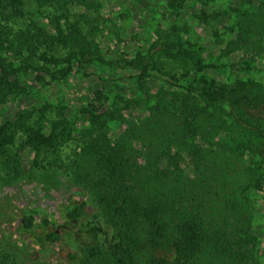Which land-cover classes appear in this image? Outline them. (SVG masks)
<instances>
[{
	"label": "rangeland",
	"instance_id": "rangeland-1",
	"mask_svg": "<svg viewBox=\"0 0 264 264\" xmlns=\"http://www.w3.org/2000/svg\"><path fill=\"white\" fill-rule=\"evenodd\" d=\"M24 1L23 17L0 7V264H114L102 245L64 224V208L86 196L93 200L92 214L110 219L133 260L145 264L141 223L126 202L131 193L116 184L124 176L120 169L141 161L126 124L147 117L145 109L161 89L199 98L182 88L197 73L222 83L241 76L254 91L264 87V4ZM82 54L88 62L60 73L64 61ZM255 202L264 264L263 190ZM29 206L51 211L62 234L48 258L18 230V215Z\"/></svg>",
	"mask_w": 264,
	"mask_h": 264
},
{
	"label": "trees",
	"instance_id": "trees-1",
	"mask_svg": "<svg viewBox=\"0 0 264 264\" xmlns=\"http://www.w3.org/2000/svg\"><path fill=\"white\" fill-rule=\"evenodd\" d=\"M0 7L23 17L26 4L0 0ZM85 57H70L60 73L68 75L88 62ZM49 60L61 63L57 57ZM182 86L199 98L161 89L145 109L149 115L126 124L134 132L141 161L134 169H120L124 176L116 184L121 192L131 193L126 202L141 223L145 264H260L254 225L257 191H264V87L254 91L241 76L222 83L203 73ZM221 103L223 111L218 109ZM165 121L167 129L159 124ZM118 165L121 168V162ZM93 208L88 196L66 206L65 226L102 245L114 264H138L123 244L126 237L118 235L105 215L92 214ZM18 219V230L34 238L32 248L48 258L62 240L52 212L29 206Z\"/></svg>",
	"mask_w": 264,
	"mask_h": 264
}]
</instances>
